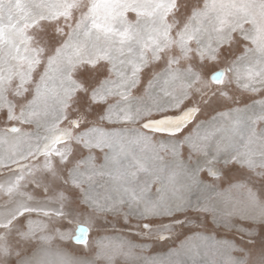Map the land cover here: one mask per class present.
I'll return each instance as SVG.
<instances>
[{
  "label": "snow or ice",
  "instance_id": "snow-or-ice-1",
  "mask_svg": "<svg viewBox=\"0 0 264 264\" xmlns=\"http://www.w3.org/2000/svg\"><path fill=\"white\" fill-rule=\"evenodd\" d=\"M208 64L222 66L206 78ZM245 93L258 98L236 105ZM205 110L214 115L176 139ZM0 123V264L135 260L137 245L90 241L91 230L122 218L163 240L193 226L189 211L241 237L193 264H264V0H0ZM93 149L108 150L103 164ZM220 164L253 186L232 185L245 198L218 211L192 197L211 187L202 172L221 179ZM194 238L207 239L181 248ZM66 241L97 251L70 253Z\"/></svg>",
  "mask_w": 264,
  "mask_h": 264
},
{
  "label": "rangeland",
  "instance_id": "rangeland-1",
  "mask_svg": "<svg viewBox=\"0 0 264 264\" xmlns=\"http://www.w3.org/2000/svg\"><path fill=\"white\" fill-rule=\"evenodd\" d=\"M129 19H135L133 14H129ZM222 65H213L208 64L203 69V73L207 78L213 71H215L218 67ZM235 87L234 85L232 86ZM258 98L253 94L245 93L243 96L237 94L236 95V105L243 106L244 103L250 102L251 99ZM233 105V106H236ZM191 106L187 102L182 108H186ZM221 110H223V106H221ZM167 115L178 116L181 114L180 111H170L166 113ZM214 115V113L205 110L202 114H198L196 120L189 124L183 132L179 133L176 139H183L189 132H192L196 123L206 121L210 118V116ZM155 119L161 118L160 115H156ZM92 117H89V122L92 121ZM97 123L105 128H121V127H137V125H123V124H109L107 122H100L97 120ZM5 125L0 123V128H3ZM26 130H30V126H24ZM211 131L209 126H206L204 129H201V135L206 132ZM154 140H161L167 143L170 139L166 134H153ZM217 136L215 139H218ZM214 143V140L211 141ZM108 151L105 149L104 151H100L97 149H93L92 154L96 157L97 164H103V156L104 152ZM139 152V149H136ZM82 154L87 155V150L81 149ZM181 156L183 158H187L188 155V147L187 145H183L180 149ZM160 155L163 156L166 160L170 159V153H165L163 151L160 152ZM221 169V179L214 180L212 177L208 175L207 172L201 173V179L205 181L206 184L211 185L210 188L206 189L203 193H196L193 195L192 199L195 202L196 196L200 195L203 197H210L209 203L216 207L219 210L230 209L233 204L236 202L242 201L246 196V190L244 188H235L232 187L234 184H245L247 183L249 187H252V182L247 179V177L236 169H226L222 164L217 165ZM5 174V170H0V177ZM107 177L101 178V183H104L107 180ZM155 185L153 186V191H155ZM99 191L103 192V189H99ZM3 197H0V201H2ZM187 215L193 218L194 224L191 227L185 228L179 232V234H166L169 235L168 239H160L158 235H143L136 234L134 229H130L124 224L123 219L121 218L119 222H115L113 218L109 217L111 223L105 224L102 228L92 229L90 232V241L97 237H110V240H105L104 243L106 245H111L113 247L120 245L124 242V250L127 251V243L137 245V247L132 248L133 257L135 260L129 259L125 260L123 256H116L114 260V264H151L152 260L156 261V264H167L169 261H175L177 259H182L186 262V264H193V259L195 260H203L205 258V254L211 250L222 247L219 245V241L222 239H227L231 241L233 244L239 246L241 243V237L236 232L235 229L227 230L217 224L212 217V213H205L203 216L199 214L189 211ZM35 219V216L33 217ZM103 223V221H101ZM132 224H135L136 221L133 219L131 221ZM233 223L242 226L243 228H252L255 225L251 224L249 221H242L240 219H234ZM199 233L202 237H206L207 239H192L188 242V245L184 248H181V242L185 240L188 236H194V234ZM63 246L66 248H70L75 252H81L83 255L91 256L97 251V247L95 244H91V249L86 250L83 245L77 246L71 241L62 242ZM197 253H199L197 255ZM231 255L240 256L241 253L237 251H232ZM16 259L15 256L11 258L14 262ZM97 264H104L103 261H98Z\"/></svg>",
  "mask_w": 264,
  "mask_h": 264
},
{
  "label": "crops",
  "instance_id": "crops-1",
  "mask_svg": "<svg viewBox=\"0 0 264 264\" xmlns=\"http://www.w3.org/2000/svg\"><path fill=\"white\" fill-rule=\"evenodd\" d=\"M72 243V242H71ZM76 245V244H75ZM77 246H82V245H77ZM66 249L70 252V253H74V254H82L81 252H75L73 250H71L70 248L66 247Z\"/></svg>",
  "mask_w": 264,
  "mask_h": 264
},
{
  "label": "bare ground",
  "instance_id": "bare-ground-1",
  "mask_svg": "<svg viewBox=\"0 0 264 264\" xmlns=\"http://www.w3.org/2000/svg\"><path fill=\"white\" fill-rule=\"evenodd\" d=\"M180 115V114H179ZM160 119V118H159ZM155 134H164V133H155ZM167 135V134H166Z\"/></svg>",
  "mask_w": 264,
  "mask_h": 264
},
{
  "label": "water",
  "instance_id": "water-1",
  "mask_svg": "<svg viewBox=\"0 0 264 264\" xmlns=\"http://www.w3.org/2000/svg\"><path fill=\"white\" fill-rule=\"evenodd\" d=\"M74 244V243H73ZM77 245V244H76Z\"/></svg>",
  "mask_w": 264,
  "mask_h": 264
}]
</instances>
